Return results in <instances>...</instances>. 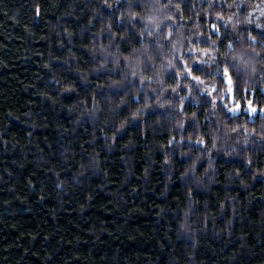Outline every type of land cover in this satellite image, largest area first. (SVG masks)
<instances>
[{
	"label": "trees",
	"instance_id": "16d2710c",
	"mask_svg": "<svg viewBox=\"0 0 264 264\" xmlns=\"http://www.w3.org/2000/svg\"><path fill=\"white\" fill-rule=\"evenodd\" d=\"M232 2L0 0V264H264V0Z\"/></svg>",
	"mask_w": 264,
	"mask_h": 264
},
{
	"label": "snow or ice",
	"instance_id": "6c2138e0",
	"mask_svg": "<svg viewBox=\"0 0 264 264\" xmlns=\"http://www.w3.org/2000/svg\"><path fill=\"white\" fill-rule=\"evenodd\" d=\"M176 6H177V7H180L179 4H176ZM37 14H39V13H37ZM148 19H149L150 22L155 23V20H154L153 18L149 17ZM221 19H222V17H221ZM212 28L215 29L217 32H219V29L217 28V26H216L215 24L212 25ZM157 31H159V25H157ZM148 35L151 36L152 33L149 32ZM165 38L171 41V38H172V32H171V30H168V32H167V36H166ZM181 39H182V38H181ZM178 43H179V40L176 41V42H173V43L171 44V47H172L175 51H179V48H177V44H178ZM156 45H157V47H162V45L159 44V41H156ZM192 50H195V49H190V51H192ZM199 51L205 52V54H207V49H203V48H201ZM142 55H146V56H147V59H149V60L152 59V56H151L150 53L147 52V49H145V53H143ZM125 59H127V57H125ZM136 60H137V63H138V64L141 63L139 57H136ZM197 62H198V63H201V64H204V65H207V61H199V60H198ZM168 66H169V67H174V66L172 65L171 60L168 61ZM184 66H185V69H186L185 75L191 77V79L194 80V81H197V82H199V83H203V81L201 80V77L198 76V75H194V74H193V69L190 68V67H188L186 62H185V65H184ZM201 71H206V68H202ZM132 75H133V76H136L137 73H136L135 71H133V72H132ZM223 75H224L225 77H227V79H228V83H229V91H231V90H232V89H231L232 78H231V75H230L229 70H228L227 68H225V69L223 70ZM149 79H150V78H149ZM141 83H143V78L141 79ZM172 91L175 92L176 89L173 88ZM205 91H207V89H205ZM189 93H191V89H189ZM183 99H184V97H181V100H183ZM167 102L170 103V101H167ZM179 107H180L181 110H183V104H180ZM237 108H238V106H237ZM237 108L230 109V111H236ZM249 111L252 112V113H255V112L257 111V109L254 108V107H252L251 104H249ZM261 111H264V109H262ZM181 127H183V125H181ZM233 131H235V129H233ZM253 131H254V130H253ZM173 139H175V138L173 137ZM194 144H201V145H203V144H205V141H204L203 137H201V138L197 139L196 141H194ZM213 147H215V144H213Z\"/></svg>",
	"mask_w": 264,
	"mask_h": 264
},
{
	"label": "clouds",
	"instance_id": "9594fccd",
	"mask_svg": "<svg viewBox=\"0 0 264 264\" xmlns=\"http://www.w3.org/2000/svg\"><path fill=\"white\" fill-rule=\"evenodd\" d=\"M169 3H171V0H169ZM233 6L236 7L237 12L231 13V14L228 15L227 17H224V16L221 15V13H219V12H215L214 14L217 15L218 17H220V18L222 17V18L226 19V21L232 22V23H233V26H235L236 24H240V23H242V22H246V21L251 20V15L249 14L248 16H246V17L244 18V21H241V19L239 18V14H238V12H239V8H240V4L235 3V0H233L232 3H229L228 7H229V8H232ZM168 7H169V4H158V5L154 6L156 12H162L163 19H165V20H174V13H168V12H163V11H162V10H164V9H167ZM212 7H213L212 4L209 3V5H208V9H211ZM249 7H250V8H255V9H257V10L259 11L260 16H264V3H261V4L258 5V4H255V3H251V2H249ZM175 8H176V10H178V11H179V9H180V7H177L176 5H175ZM208 9H203L202 11H204L205 13H207ZM149 17L155 19V17L152 16V15H150ZM149 17H148V18H149ZM181 18H183V16H181ZM252 22H253V23H257L258 20H255V21H252ZM157 25H158V24H157ZM196 27L199 28L200 26H199V25H196ZM182 32H183V29L181 28L180 31H179L177 34H178V35H181ZM196 35H199V33L197 32ZM181 38H182V39H189V40H190V38H188V37H183L182 35H181ZM252 38H253V40H255V39H256V36H253ZM216 42H217L216 39H213V40H212V44H213V45H215ZM194 47L196 48V50H198V51L200 50L198 45H196V46H194ZM256 51H257V50H256ZM261 51H264V49H261ZM225 55L227 56L228 54H225ZM213 59H214V58H213ZM178 87H179V84L177 83V88H178Z\"/></svg>",
	"mask_w": 264,
	"mask_h": 264
},
{
	"label": "rangeland",
	"instance_id": "374dc122",
	"mask_svg": "<svg viewBox=\"0 0 264 264\" xmlns=\"http://www.w3.org/2000/svg\"><path fill=\"white\" fill-rule=\"evenodd\" d=\"M235 108H237V107H235ZM239 110H240V107H238L237 110H236L235 112H238Z\"/></svg>",
	"mask_w": 264,
	"mask_h": 264
}]
</instances>
